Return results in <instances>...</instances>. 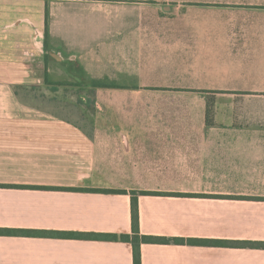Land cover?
<instances>
[{
	"label": "crops",
	"instance_id": "obj_1",
	"mask_svg": "<svg viewBox=\"0 0 264 264\" xmlns=\"http://www.w3.org/2000/svg\"><path fill=\"white\" fill-rule=\"evenodd\" d=\"M9 1L39 5L38 26L47 7L49 37L48 49L1 50V229L130 235L134 191L264 198V0ZM47 75L65 84L56 91L96 93L93 119L41 107ZM138 207L143 235L264 242V201L139 196ZM140 250L142 264H264V249ZM0 264L134 255L122 241L0 236Z\"/></svg>",
	"mask_w": 264,
	"mask_h": 264
},
{
	"label": "trees",
	"instance_id": "obj_2",
	"mask_svg": "<svg viewBox=\"0 0 264 264\" xmlns=\"http://www.w3.org/2000/svg\"><path fill=\"white\" fill-rule=\"evenodd\" d=\"M49 37V12L45 9V47L48 49ZM46 84L56 91L58 87L65 86L63 83H51L46 78ZM98 84L92 85L93 88H98ZM215 101L208 95L207 98V112L206 123L212 125L215 123ZM0 187H10L2 186ZM80 192H101L107 194H126V191L117 189H87L77 188L69 189ZM132 233L130 235L123 234H94V233H73V232H54V231H39V230H18V229H1L0 236H24V237H48V238H62V239H81V240H98V241H122L133 246L134 264L141 263V245L142 244H163V245H189V246H211V247H225V248H251L264 249V242L253 241H237V240H218V239H202V238H168L161 236L143 235L140 231L139 223V196H165V197H203L216 199H232V200H248V201H264V198L243 197V196H208V195H184L179 193H164V192H150L138 191L132 192Z\"/></svg>",
	"mask_w": 264,
	"mask_h": 264
},
{
	"label": "rangeland",
	"instance_id": "obj_3",
	"mask_svg": "<svg viewBox=\"0 0 264 264\" xmlns=\"http://www.w3.org/2000/svg\"><path fill=\"white\" fill-rule=\"evenodd\" d=\"M38 10L39 5L0 0V54L3 53L1 50L4 47L7 49L2 51L15 56L17 51L25 49L26 42H31L30 47H35L41 40H45V23L37 25ZM38 29L42 31V36ZM50 91L51 95L37 96L36 101L38 100L37 103L41 107H56L59 112H67V115L83 124H87L93 119V115H96V93L93 94L82 87H63L58 91L49 89L47 93L50 94Z\"/></svg>",
	"mask_w": 264,
	"mask_h": 264
}]
</instances>
